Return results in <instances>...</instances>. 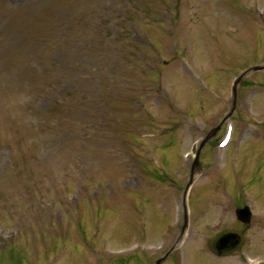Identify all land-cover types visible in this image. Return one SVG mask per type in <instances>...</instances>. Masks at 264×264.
<instances>
[{
  "label": "rangeland",
  "instance_id": "rangeland-1",
  "mask_svg": "<svg viewBox=\"0 0 264 264\" xmlns=\"http://www.w3.org/2000/svg\"><path fill=\"white\" fill-rule=\"evenodd\" d=\"M259 64L264 0H0V264H132L172 234L192 145L173 264H264V69L233 84ZM241 201L240 252L208 256Z\"/></svg>",
  "mask_w": 264,
  "mask_h": 264
},
{
  "label": "water",
  "instance_id": "water-1",
  "mask_svg": "<svg viewBox=\"0 0 264 264\" xmlns=\"http://www.w3.org/2000/svg\"><path fill=\"white\" fill-rule=\"evenodd\" d=\"M263 67H264V65H261V66L257 65V66H252V67L248 68L247 70L242 72L241 75L234 81V85H236L240 81L242 76L244 74H246L248 71L260 70ZM233 92H235V89H233ZM237 217L239 219H241L242 221H247L249 214L247 212L242 211V210H238L237 211ZM228 235H231V234H228L227 232H223V233H220V234L216 235L215 237H213L208 242L209 249L215 254H226V253L234 252V251L238 250V248L241 244V241H242L241 237L238 236V237L234 238L235 240L233 241L232 239H230V237Z\"/></svg>",
  "mask_w": 264,
  "mask_h": 264
},
{
  "label": "flooded vegetation",
  "instance_id": "flooded-vegetation-1",
  "mask_svg": "<svg viewBox=\"0 0 264 264\" xmlns=\"http://www.w3.org/2000/svg\"><path fill=\"white\" fill-rule=\"evenodd\" d=\"M167 243H168V238L163 237L162 242H160L159 244H154L152 246H149L150 252L147 253V255L144 256L145 258L143 259L140 257V254L136 253V255L139 257L138 259L141 260L140 264H156V260L162 255V254L160 255V253L163 252ZM166 259H164L162 262H159L158 264H167L168 260L172 259V256L168 255ZM135 264H139V261L136 262Z\"/></svg>",
  "mask_w": 264,
  "mask_h": 264
},
{
  "label": "bare ground",
  "instance_id": "bare-ground-1",
  "mask_svg": "<svg viewBox=\"0 0 264 264\" xmlns=\"http://www.w3.org/2000/svg\"><path fill=\"white\" fill-rule=\"evenodd\" d=\"M229 144V143H228Z\"/></svg>",
  "mask_w": 264,
  "mask_h": 264
}]
</instances>
